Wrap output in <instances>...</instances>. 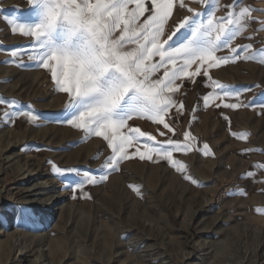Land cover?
Masks as SVG:
<instances>
[{
    "label": "rangeland",
    "instance_id": "obj_1",
    "mask_svg": "<svg viewBox=\"0 0 264 264\" xmlns=\"http://www.w3.org/2000/svg\"><path fill=\"white\" fill-rule=\"evenodd\" d=\"M230 3L232 0H220L222 6ZM244 5L264 9V0H242L241 7ZM189 6L200 8L198 4ZM17 8L27 9L26 0H0V98L14 102V113L31 110L38 114L40 126L25 118L12 123L0 119V240L13 230L15 215L32 198L27 185L55 175L63 186L50 190L64 195L56 202V219L40 232L39 239L48 238L52 243L42 247L38 264H264V215L255 211L264 208V183L259 182L264 181V170L257 171V182L242 178L254 164L264 165V151H241L264 150V63L240 59L209 70L212 79L233 94L223 103L250 107L226 108L219 100L205 106L202 98L213 89L206 86L204 76L196 77L195 83L185 80L175 95L184 108L182 116L171 110L173 138L183 141L184 131H189L196 138L193 148L203 149L207 144L214 154L205 156L196 150L173 154L202 186L184 180L166 160L153 163L136 156L123 161L120 171L112 172L106 181L86 184L83 192L73 191L78 178L58 175L48 161L61 169L76 168L99 177L110 150L102 138L82 141L80 130L56 122L66 95L54 91L45 69L26 55L12 62L13 50L30 47V38L13 34L6 23ZM223 14V9L216 13ZM185 15L190 14L177 8L169 31ZM252 16L255 20L244 38H237L234 44H251L250 51L257 52L264 49V31H255L260 27L257 21L264 20V11H253ZM217 103L221 106L216 107ZM4 110L6 106L0 105V113ZM130 123L158 140L167 138L158 135L157 128L167 132L162 125L143 120ZM241 132L249 134L246 140L231 135ZM26 171L29 178L22 175ZM129 185L137 186L139 194ZM238 189L246 195H234ZM7 216L9 222L4 226ZM31 231V223L18 224V234L29 237ZM112 238L117 243L103 253L100 244ZM33 246L21 264L35 259ZM17 254L13 250L4 257L0 250V264H15Z\"/></svg>",
    "mask_w": 264,
    "mask_h": 264
},
{
    "label": "snow or ice",
    "instance_id": "obj_2",
    "mask_svg": "<svg viewBox=\"0 0 264 264\" xmlns=\"http://www.w3.org/2000/svg\"><path fill=\"white\" fill-rule=\"evenodd\" d=\"M26 4L27 9L17 8L6 18L13 34L30 38L29 48L10 53L12 62L26 55L29 61L45 69L54 91L66 95L62 116L56 122L80 130L82 141L93 136L102 138L110 150L100 166L103 174L99 177L76 168L61 169L48 161L52 171L61 176L75 175L78 179L73 191L83 192L86 184L106 181L112 172L120 171L123 161L138 156L153 163L166 160L184 180L202 186L173 154L194 150L205 156L214 154L207 144L203 149L193 148L196 138L189 131H184L183 141L173 138L171 110L182 116L184 108L175 95L185 80L195 83L196 77L204 76L206 86L213 89L202 98L205 106L214 100L223 103L231 97L233 94L213 80L209 70L240 59L264 63V49L251 52V44H234L237 38H244V32L255 20L252 12L264 9L241 7L242 0L223 6L220 0H26ZM177 8L190 15L179 19L169 31ZM222 9L224 14L216 15ZM257 22L260 27L255 31H264V20ZM221 51L228 54L217 55ZM236 99L239 101L238 94ZM0 105L7 108L0 113V119L12 123L16 118H25L33 126H40V117L33 111L14 113V102L3 98ZM223 106L237 109L251 105ZM134 120L162 125L167 132L157 128L158 135L167 138L158 140L153 133L130 123ZM231 135L246 140L249 134ZM241 151L247 154L264 150ZM252 169L242 178L257 182V171L264 170V165L254 164ZM129 187L139 194L137 186ZM233 194L244 196L246 192L238 189ZM255 211L264 215V208L257 207Z\"/></svg>",
    "mask_w": 264,
    "mask_h": 264
},
{
    "label": "bare ground",
    "instance_id": "obj_3",
    "mask_svg": "<svg viewBox=\"0 0 264 264\" xmlns=\"http://www.w3.org/2000/svg\"><path fill=\"white\" fill-rule=\"evenodd\" d=\"M19 112L23 111L19 110ZM18 119L19 118H16L14 121H17ZM7 159H10V156H7ZM22 175L24 176V178L30 177V174L27 173V171ZM56 186L62 187L63 185L59 182L55 175H51L48 180H43L39 183L37 181H32L27 185L26 190L27 192L32 193V198L27 202V207H24L15 215V226H13V230L7 233L5 238L3 237L4 240H0V250L4 257L7 255V253L12 252L13 250H17V261L14 262L15 264L23 263L24 260L22 257L25 256L26 251L29 250L33 244L34 246L32 248L34 251H32L35 254V259L31 261L30 264L40 263V259L43 256L42 247H44L45 245L50 246V244L52 243L48 238H39L40 232L47 226H49V224L52 225V222L57 217L56 213L54 214V212L57 210V208L55 209L56 202L60 198H62L64 194L60 191L52 193L50 189H55ZM36 211L37 213H35ZM3 221L4 226H6L9 222L8 216L4 217ZM22 221L31 223L32 231L30 232L31 234L29 237H26L21 233L18 234V224ZM116 243V240H114L113 238L111 241L105 240L100 244V249H102L103 253H108L112 249V246Z\"/></svg>",
    "mask_w": 264,
    "mask_h": 264
}]
</instances>
